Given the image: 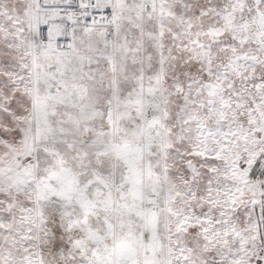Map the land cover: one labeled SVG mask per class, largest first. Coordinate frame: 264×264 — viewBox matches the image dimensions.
I'll list each match as a JSON object with an SVG mask.
<instances>
[{"label": "snow or ice", "instance_id": "6c2138e0", "mask_svg": "<svg viewBox=\"0 0 264 264\" xmlns=\"http://www.w3.org/2000/svg\"><path fill=\"white\" fill-rule=\"evenodd\" d=\"M0 264H264V0H0Z\"/></svg>", "mask_w": 264, "mask_h": 264}]
</instances>
